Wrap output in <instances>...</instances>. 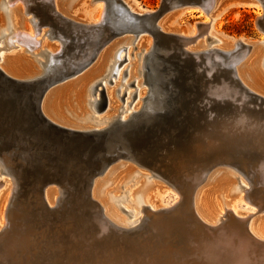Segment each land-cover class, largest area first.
Wrapping results in <instances>:
<instances>
[{
    "label": "bare ground",
    "instance_id": "obj_1",
    "mask_svg": "<svg viewBox=\"0 0 264 264\" xmlns=\"http://www.w3.org/2000/svg\"><path fill=\"white\" fill-rule=\"evenodd\" d=\"M82 1L3 2L10 31L2 36L5 46L38 52L44 61L35 70L22 54L4 61L0 56V264H36L32 253L38 249L47 264H162L160 257L175 256L179 264H264L255 253L257 244L264 245V75L254 58L264 38L226 40L215 29L233 8L260 5L264 11V0H162L165 7L157 10L137 0ZM81 4L89 12L79 17ZM197 10L205 16L198 29L176 24L184 12ZM257 20L264 33V13ZM159 33L175 41L162 46ZM179 50L203 77L199 93L189 96L165 59ZM89 67L74 83L54 86ZM113 79L124 103L116 111L113 90L105 91ZM185 81L191 83L190 77ZM122 87L128 91L121 95ZM86 89L92 113L105 116H87L93 126L74 125L65 114L79 116L72 106L82 109ZM35 111L58 128L91 134L81 145L86 152L95 149L98 160L90 168L76 160L68 167L72 142L53 146L54 132ZM143 130L149 133L141 135ZM134 134L140 139L133 141ZM91 140L98 144L91 147ZM55 156L61 170L44 169ZM121 161L148 170L178 196L169 200L158 184L147 182L135 204L140 216L124 225L116 209L99 199L109 191L102 194L97 180ZM221 166L245 181L235 187L242 195L223 196L228 182L218 173L205 186ZM178 211L173 223L170 216ZM79 228L83 242L70 234ZM199 232L200 250L193 248ZM56 247L66 248L69 257L59 256ZM171 247L179 249L173 253Z\"/></svg>",
    "mask_w": 264,
    "mask_h": 264
},
{
    "label": "rangeland",
    "instance_id": "obj_2",
    "mask_svg": "<svg viewBox=\"0 0 264 264\" xmlns=\"http://www.w3.org/2000/svg\"><path fill=\"white\" fill-rule=\"evenodd\" d=\"M4 1L5 0H0V56H2V58H4L3 59V61H4L6 59V57H8V56L15 55V54H22L25 58L28 59V61H30L32 63V65L35 67V70H37V69H39L38 61L43 60V56H35V54L38 52L33 53V54L28 53L25 50V48L22 46H20V47L15 46V47H11V48H9L7 45L5 46L6 38L2 37V36L7 35L10 31L8 30L9 21H8V15L6 14L7 11L4 10V7H3ZM60 1L62 3H65L67 0H60ZM74 1H75V4H77L78 1L83 3L82 0H74ZM185 1L197 2V0H185ZM137 2L140 5V7L144 8V9H150V10H157V9L161 8V6H163L162 0H137ZM86 11L89 12L87 9H85V7H83V4H81L78 6L77 15L79 17H82L83 12H86ZM263 13H264L263 8L260 5L259 6H251V7L233 8V9L229 10L228 12H226L223 16H221L216 21L215 29L226 40H229V39L237 40L239 38H245L247 40H250L251 42L252 41L253 42L258 41V40H261L262 38H264V33L261 32L257 28V18L259 15H263ZM94 15H96V12H94L92 14V16H94ZM173 19H175V18H173ZM203 21H205V16H203L197 10V11H193L191 13L190 12H184V14L179 17L176 24L180 25V28H182V29L184 28L186 30L190 29L193 25L196 26L198 29L199 28L198 24L200 25ZM21 24H22V22H21V19L19 18L17 21V26L20 27ZM205 28H204V31L206 30ZM159 38H160L159 42L162 46L166 47V46H169L171 44V41L169 40L168 37H165L164 35L161 34V35H159ZM209 42H207V44H210ZM115 50H116V48H113L109 52V55L107 56V64L110 63L111 61H113L112 56H113V53ZM258 50L260 51V53L255 54L254 58L258 60V64L260 66V69L263 71V75H264V65H262V63L264 61V45L259 46ZM130 51L131 52L134 51L133 46H131ZM131 55H132V53H131ZM135 59L138 62V57H136ZM132 61L133 60L131 58V62ZM0 62H1V60H0ZM89 69H90V67L88 69H85L81 73L79 72L75 76H72V77L67 78L66 80H64L60 83L55 84L54 86L57 85L56 87H59V89H60L63 86H66L67 84L74 83V81L80 75H82L83 73H85ZM92 69H94V68H92ZM240 70L243 71V68H240ZM114 81L115 80L113 79V84H106L105 85V91L107 92L110 89L113 90V97H114L115 103L113 104L112 108H114V109H112V110L116 111V110H118L119 107L121 108L124 103H122L118 99V95L116 94V90H117V87H118L120 82L119 81L114 82ZM126 90L127 89H125V87H122L121 91H120L121 95H122V92H125ZM90 99H93V97L88 94L87 89H86L85 94L83 95L82 109L79 110L77 107H75V105L72 106V108H74V111L77 112V115H79V116H76L75 113L65 114L66 119H68L69 122L74 124V125L85 124L88 126H93L94 124L92 125L90 123V121L89 122L86 121L87 116H91L94 118L104 117L105 115L102 114L103 112L102 113L98 112L96 114L92 113V111L88 105V102ZM126 101H130V99H127ZM200 107L203 108V106H200ZM74 162H72V164ZM119 164L121 166L120 165L116 166V164L110 166L109 169H111L113 167V170L111 172H108L105 177L97 178V180L100 179V181H101V185H102L101 187L103 188L102 194L104 191H107V190L109 191V193L106 195V198L103 197L102 195H100L99 199L101 201L106 200V206L109 208V210H111L113 208L116 209L119 216L122 218V223L124 225H128L131 221L136 220L140 216V214L138 213V209L135 207V204H136L137 200L139 199L138 192L141 191L147 185V182H151L153 184H158L160 186L158 193L163 194L165 196H168L167 199H169V200L171 198H175L178 196V194H176L175 192L170 190L162 182H159L153 178H150L151 174L148 170H146L144 168H139L136 165L131 164V163L126 162V161H121ZM124 167L127 169H124ZM119 172H122V173H121L120 177L117 178L116 176H117V173H119ZM217 173H218V176L224 177L228 182V188L224 189L223 196L225 194V195H228L230 198L232 196H237L240 194L242 195L241 192L235 193V187L238 185V183L240 181H242L244 183H245V181H243V179L240 178L231 169H229L227 167H223V166H221L219 168L217 167L210 172V174L208 176V181L205 184V186L209 185V183L212 182L211 179L213 177H215ZM112 178H113V183L112 184L108 183L107 181L111 180ZM4 180L7 181L6 178H4ZM221 197H222V195H221ZM259 197H260L261 203L263 204L264 203V192H261ZM219 200H220L221 204L225 203L224 200H222L220 198H219ZM241 206H244V204L243 205L241 204ZM254 210L257 211L256 208ZM124 211L130 212L132 215L128 217L124 213ZM167 215L170 216V214H167ZM174 215L175 214L170 216L173 218V223L176 221L175 217L180 216L181 212L178 211L176 213V215L175 216ZM170 217H169V219H170ZM73 231H71L70 234L71 235L76 234L77 238H76L75 242L78 240L82 241L83 237L85 236V234L82 232V230L79 228L75 232H73ZM178 233H180V232H178ZM200 233L201 232H199V234ZM200 238H204L203 233L200 234V237L198 238L199 242L195 243L194 244L195 246L193 248L198 249V250L201 249ZM257 245L259 247L255 248L256 249L255 253L260 254V256L263 258L264 255L262 252L264 251V248H262V247H264V245H262V244H257ZM56 248L58 249L56 252L58 253L59 256L65 254V257H69L70 253L65 252L66 248H62V249H59L58 247H56ZM87 249H89V248H87ZM177 249H179V247H176V248L171 247L172 252L174 250H177ZM38 252H40V253L37 254ZM43 252L45 254H47L48 256L50 255V251H48V249H45ZM173 253H175V252H173ZM255 253H252V258H254ZM41 255L42 254H41L40 249H38L37 252L34 251L32 253V256H36L39 258V261H36V264H39L40 262L47 264L48 263L47 260L45 262H42L43 257H41ZM32 256H31V258L34 261V258ZM78 259H80V258H77V261H78ZM48 260H49V257H48ZM160 260H161L162 264H179V262L176 259V256L169 258V259H165V260L160 257ZM117 264H120V262Z\"/></svg>",
    "mask_w": 264,
    "mask_h": 264
},
{
    "label": "water",
    "instance_id": "obj_3",
    "mask_svg": "<svg viewBox=\"0 0 264 264\" xmlns=\"http://www.w3.org/2000/svg\"><path fill=\"white\" fill-rule=\"evenodd\" d=\"M163 7H165V4L163 5ZM153 18L156 19V15ZM257 25L260 27V20L259 21L257 20ZM158 35H161V34L159 33ZM162 35H164V34H162ZM112 36H113V34H112ZM164 36L165 37H168L169 40L172 41V42L175 41V38L172 37V36H168V35L167 36L164 35ZM158 39H159L158 40V44H160V42H159L160 41V38H158ZM179 51L180 52L176 53V55H173V56H172L173 53H171L168 56L169 58L167 57L165 59L167 61H170L171 64L174 66V68L176 67V72L178 71V74L175 77H179L180 81L181 80H184L182 82L183 89H185L189 93V96H190V94L192 92H194V90H195V92H198L199 93V88L198 87H200V86H199L198 83L201 82V80H202L203 77L200 76L198 73H196V70L194 69L193 65H191L192 61H191L190 56L185 55L184 52H182L181 50H179ZM0 75H1V72H0ZM189 77H190L191 83H189V82L186 83L185 80L186 79H189ZM4 81L5 82H8L10 84H13V83H11V81L9 80V78H4ZM15 85H23V84H17V83H15ZM192 100H194V99H192ZM262 102L264 103V101H262ZM102 106H104V102L103 101L100 104V108ZM33 108L35 110V105H34ZM35 115L37 117V120L40 123L46 125V128L48 129L49 133H53L54 132L53 134H55L56 138L52 141L53 146H54V144L56 142H58V143L60 142L61 144H66L68 142H72V147H71L72 149L69 152L71 158L69 160L70 162H69V166L68 167H72L73 164H70V163L73 160H76V161H78L80 163L82 161V165L83 166H86L87 168H90L91 167L90 166L91 163L96 162L98 160L97 156L94 155L95 153H97V152H94L95 149H93L92 151L86 152V150L81 145L82 143H84L85 140L90 139L89 137H91L90 136L91 134L90 135L89 134L84 135L81 132H69L68 130H63V129L58 128L55 125L47 122L46 119L43 116L40 115V112L39 111H35ZM138 129H140V128H138ZM135 130L133 129L132 132H135ZM147 130H149V129H147ZM145 133L147 135V133H149V131H144L143 130L141 135H143ZM137 134H134L133 135V141L140 139L139 135H137ZM92 140H93V138H92ZM91 141H90V144H89V145H91V147H94L95 145L98 144V143L97 144H94L93 141L92 142ZM99 143L101 144L100 141H99ZM86 157H88L89 160L88 161H83V160H85ZM56 160H57V157L56 156L53 159H51L50 161L48 160V162L50 163V166L49 165H46L44 169L51 167L52 169L58 168L59 170H61V167L62 166H60L59 165L60 162L57 163ZM51 164H53V166H51ZM56 175L57 176H60L61 173H58Z\"/></svg>",
    "mask_w": 264,
    "mask_h": 264
},
{
    "label": "snow or ice",
    "instance_id": "obj_4",
    "mask_svg": "<svg viewBox=\"0 0 264 264\" xmlns=\"http://www.w3.org/2000/svg\"><path fill=\"white\" fill-rule=\"evenodd\" d=\"M3 226L2 225H0V228H2Z\"/></svg>",
    "mask_w": 264,
    "mask_h": 264
}]
</instances>
